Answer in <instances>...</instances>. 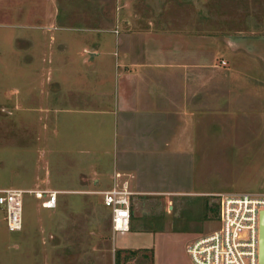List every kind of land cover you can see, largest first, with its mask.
Masks as SVG:
<instances>
[{
    "label": "rangeland",
    "instance_id": "1",
    "mask_svg": "<svg viewBox=\"0 0 264 264\" xmlns=\"http://www.w3.org/2000/svg\"><path fill=\"white\" fill-rule=\"evenodd\" d=\"M127 1L0 0V189L57 191L61 205L23 195L16 233L0 210V264H114L117 246L152 238L154 264L183 262L185 245L217 227L215 195L264 194L254 111L208 109L192 121L123 111L116 78L119 36L137 18L207 37L264 35V0ZM240 46L264 55L256 38ZM114 174L133 194L129 232L112 236L101 192ZM141 251L120 264H152Z\"/></svg>",
    "mask_w": 264,
    "mask_h": 264
},
{
    "label": "crops",
    "instance_id": "2",
    "mask_svg": "<svg viewBox=\"0 0 264 264\" xmlns=\"http://www.w3.org/2000/svg\"><path fill=\"white\" fill-rule=\"evenodd\" d=\"M124 3L128 9L129 1ZM139 20L147 21L140 25ZM136 21L133 27L138 29L122 32L117 43V103L121 110L147 114L173 110L181 121H192L198 113L226 107L234 112L254 111L257 125L264 127V55L258 57L240 46L249 37L264 41V35L229 30L215 38L197 30H170L166 25L154 28L148 19ZM221 50L226 51L224 56ZM58 195L55 210L61 206ZM153 240L135 248L117 246L114 264L141 250L140 257L151 258L154 264ZM169 259V264H191L188 257L179 263L174 256Z\"/></svg>",
    "mask_w": 264,
    "mask_h": 264
},
{
    "label": "built area",
    "instance_id": "3",
    "mask_svg": "<svg viewBox=\"0 0 264 264\" xmlns=\"http://www.w3.org/2000/svg\"><path fill=\"white\" fill-rule=\"evenodd\" d=\"M114 174L111 187L101 192V203L109 210L112 236L127 233L130 221L131 190L126 181L117 182ZM59 192L50 190L0 189V210L4 228L9 233L21 230L22 198L31 194L40 208H55ZM216 198L217 227L206 236L185 246L191 264H259L258 218L264 210V194L221 193Z\"/></svg>",
    "mask_w": 264,
    "mask_h": 264
},
{
    "label": "water",
    "instance_id": "4",
    "mask_svg": "<svg viewBox=\"0 0 264 264\" xmlns=\"http://www.w3.org/2000/svg\"><path fill=\"white\" fill-rule=\"evenodd\" d=\"M258 262L264 264V210L259 212L258 218Z\"/></svg>",
    "mask_w": 264,
    "mask_h": 264
},
{
    "label": "trees",
    "instance_id": "5",
    "mask_svg": "<svg viewBox=\"0 0 264 264\" xmlns=\"http://www.w3.org/2000/svg\"><path fill=\"white\" fill-rule=\"evenodd\" d=\"M205 205H206V204H205ZM216 210H217L216 204H215V206H214L213 209H212V208H209V211L212 213V216H213V218H215V219H216Z\"/></svg>",
    "mask_w": 264,
    "mask_h": 264
}]
</instances>
